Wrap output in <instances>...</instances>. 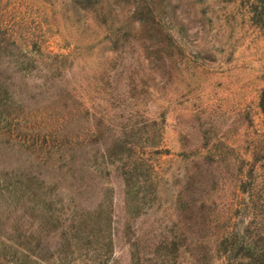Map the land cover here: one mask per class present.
I'll use <instances>...</instances> for the list:
<instances>
[{
  "label": "rangeland",
  "instance_id": "374dc122",
  "mask_svg": "<svg viewBox=\"0 0 264 264\" xmlns=\"http://www.w3.org/2000/svg\"><path fill=\"white\" fill-rule=\"evenodd\" d=\"M0 264H264V0H0Z\"/></svg>",
  "mask_w": 264,
  "mask_h": 264
}]
</instances>
